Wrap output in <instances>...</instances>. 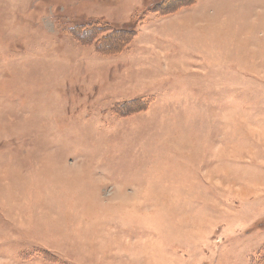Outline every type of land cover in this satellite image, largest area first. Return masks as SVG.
Returning <instances> with one entry per match:
<instances>
[{
	"label": "rangeland",
	"instance_id": "1",
	"mask_svg": "<svg viewBox=\"0 0 264 264\" xmlns=\"http://www.w3.org/2000/svg\"><path fill=\"white\" fill-rule=\"evenodd\" d=\"M159 1L0 0V264H264V0Z\"/></svg>",
	"mask_w": 264,
	"mask_h": 264
},
{
	"label": "trees",
	"instance_id": "2",
	"mask_svg": "<svg viewBox=\"0 0 264 264\" xmlns=\"http://www.w3.org/2000/svg\"><path fill=\"white\" fill-rule=\"evenodd\" d=\"M176 1H179V0H160L159 2H161V3H158V5L159 6H161V10H163L164 11V13L167 11V9L165 10V7L167 8V6H166V3L167 4H169V5H171V4H173L174 2H176ZM196 2L198 1V0H195ZM173 7H176V6H173ZM173 7H172V9H173ZM154 9H152V10H156V9H158L157 7H153ZM182 10V9H181ZM168 12V11H167ZM105 28V29H104ZM104 28H95L97 31H99V34L101 33V32H105L107 29H106V27H104ZM118 32V30H116V31H113V33H117ZM125 36H127L126 34H125ZM122 37V36H121ZM126 38V37H125ZM121 42H123V41H121ZM117 44H119V43H117ZM40 254H45L44 252H40Z\"/></svg>",
	"mask_w": 264,
	"mask_h": 264
}]
</instances>
